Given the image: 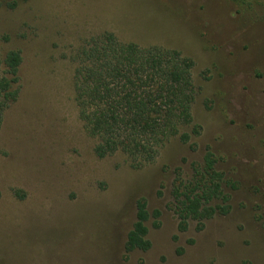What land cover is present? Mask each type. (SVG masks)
Returning a JSON list of instances; mask_svg holds the SVG:
<instances>
[{
  "label": "rangeland",
  "instance_id": "1",
  "mask_svg": "<svg viewBox=\"0 0 264 264\" xmlns=\"http://www.w3.org/2000/svg\"><path fill=\"white\" fill-rule=\"evenodd\" d=\"M104 31L194 62L191 138L153 162L97 157L78 115L73 58ZM10 49L23 60L0 127V264H264V0H0ZM207 150L230 207L180 231L172 190ZM139 198L151 246L126 251Z\"/></svg>",
  "mask_w": 264,
  "mask_h": 264
},
{
  "label": "trees",
  "instance_id": "2",
  "mask_svg": "<svg viewBox=\"0 0 264 264\" xmlns=\"http://www.w3.org/2000/svg\"><path fill=\"white\" fill-rule=\"evenodd\" d=\"M78 50L73 58L74 100L87 134L97 139L93 148L97 157L122 152L139 166L153 162L171 137L189 142L190 132L181 127L192 122L191 58L173 48L124 42L110 31L90 38ZM22 60L19 49L0 51V127L5 109L18 97L15 85ZM192 132L198 134L195 128ZM215 164L207 150L191 178L177 177L172 194L180 231L190 220L200 229L204 220L228 212L224 175ZM135 209L125 250L145 251L151 246L146 224L151 213L144 198L136 200ZM152 215L157 217L159 211Z\"/></svg>",
  "mask_w": 264,
  "mask_h": 264
}]
</instances>
